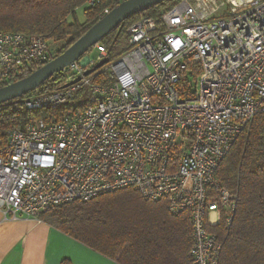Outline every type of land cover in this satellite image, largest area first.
Listing matches in <instances>:
<instances>
[{
	"label": "built area",
	"instance_id": "built-area-1",
	"mask_svg": "<svg viewBox=\"0 0 264 264\" xmlns=\"http://www.w3.org/2000/svg\"><path fill=\"white\" fill-rule=\"evenodd\" d=\"M127 34L129 48L101 67L86 73L107 55L98 42L95 59L62 69L63 86L23 98L31 110H63L10 130L0 147V210L41 221L63 203L130 186L165 199L174 214L188 211L193 263L220 264L210 227L232 222L239 197L217 170L264 111V0H179ZM50 42L0 29V86L52 59Z\"/></svg>",
	"mask_w": 264,
	"mask_h": 264
},
{
	"label": "trees",
	"instance_id": "trees-1",
	"mask_svg": "<svg viewBox=\"0 0 264 264\" xmlns=\"http://www.w3.org/2000/svg\"><path fill=\"white\" fill-rule=\"evenodd\" d=\"M89 1L0 0V29L58 41L56 56L96 23L106 8L117 5L116 0ZM178 1L163 0L120 23L100 41L107 48L106 58L113 59L129 48L127 29L135 20L144 15L160 20L169 5ZM81 6L83 21L77 14ZM36 68L27 69L19 78ZM64 78L60 70L39 88H59ZM95 79L103 81L104 75ZM30 92L0 103V147L7 144L10 130L23 127L31 115H61L62 108L29 109L23 98ZM217 177L239 197L232 222L224 219L210 227L222 243L220 264H264V111L245 124L219 164ZM41 219L122 264H194L190 213L174 214L165 199H147L134 187L63 203L43 212ZM62 263L73 264L69 259Z\"/></svg>",
	"mask_w": 264,
	"mask_h": 264
},
{
	"label": "crops",
	"instance_id": "crops-1",
	"mask_svg": "<svg viewBox=\"0 0 264 264\" xmlns=\"http://www.w3.org/2000/svg\"><path fill=\"white\" fill-rule=\"evenodd\" d=\"M122 264L55 226L33 218L6 219L0 210V264Z\"/></svg>",
	"mask_w": 264,
	"mask_h": 264
},
{
	"label": "water",
	"instance_id": "water-1",
	"mask_svg": "<svg viewBox=\"0 0 264 264\" xmlns=\"http://www.w3.org/2000/svg\"><path fill=\"white\" fill-rule=\"evenodd\" d=\"M163 0H124L105 13L81 37L67 49L54 56L48 62L36 68L30 74L0 86V103L22 96L40 87L54 73L62 70L75 60H86V53L101 41L120 23L134 14L140 13ZM109 61L106 57L86 71L90 73ZM80 77L76 78L78 80Z\"/></svg>",
	"mask_w": 264,
	"mask_h": 264
},
{
	"label": "rangeland",
	"instance_id": "rangeland-1",
	"mask_svg": "<svg viewBox=\"0 0 264 264\" xmlns=\"http://www.w3.org/2000/svg\"><path fill=\"white\" fill-rule=\"evenodd\" d=\"M83 8H84V6H81V7H79L78 9H77V14H78V18L80 19V20H84L85 19V17H84V12H83ZM51 43V42H50ZM60 44V42H56V41H54V42H52L51 43V46H52V50L53 51H55L56 50V48L58 47V45ZM97 54H98V50L96 49V48H91L87 53H86V59L87 58H89V59H95L96 58V56H97ZM88 60V59H87Z\"/></svg>",
	"mask_w": 264,
	"mask_h": 264
}]
</instances>
